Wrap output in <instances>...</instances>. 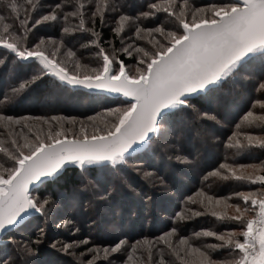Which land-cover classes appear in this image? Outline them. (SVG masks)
Returning a JSON list of instances; mask_svg holds the SVG:
<instances>
[{"label":"snow or ice","instance_id":"snow-or-ice-1","mask_svg":"<svg viewBox=\"0 0 264 264\" xmlns=\"http://www.w3.org/2000/svg\"><path fill=\"white\" fill-rule=\"evenodd\" d=\"M27 7L34 9L38 6L28 0ZM68 7L72 9L73 17L81 19L73 28L65 27L64 33L91 32L88 43L81 44V47L87 48L91 44L97 49V66L88 71H81L78 62L70 66L58 58L59 48L50 51L45 39L32 37V29L50 19L57 20ZM19 8L15 0H0V23L8 19L3 14L5 11L19 13ZM176 8L175 4L164 6L155 0H147L145 8L137 15H119L110 27V32L116 36H120L126 24L152 21L160 12L168 13L174 20L167 25L137 26L135 36L141 40L148 37L147 44L129 47L122 44L120 49L112 51L101 46V34L94 28H85L83 19L87 14L94 25L99 16L101 24L105 23L109 11L117 13L116 6L107 0L103 4L101 0H88L87 5L56 4L54 9H60L59 13L53 9L32 21L30 26V16L26 11L19 27L3 26L0 48L6 50L13 60L32 61L35 67L33 73L23 78L20 89H28L37 81L49 80L51 86L57 89L69 86L96 89L125 98L118 106L106 109L111 121L91 133L85 125L78 132L72 128L65 129L64 123H75L73 117H36V121L48 125L46 134L39 128L34 136L13 131L9 147H0V153L4 154L0 162V234L18 249L17 258L11 264H24L20 257L31 251L15 239L13 234L18 225L33 213L43 216L49 204L50 194L43 197L33 194L38 186L58 178L69 166H78L81 173L91 168L113 174L123 171L131 153L151 141L154 135L159 137L167 133L169 115L175 116L182 125L220 123V113L210 114V110L194 100L203 97L206 102H221L226 99L230 82L236 79L231 76L229 80L233 69L248 64L253 53L264 52V0H212L191 12L190 18L183 10L177 14ZM120 51L136 61L134 71L117 54ZM69 55L75 57V53L70 52ZM259 62L264 64V56ZM243 78H251L247 69ZM259 88L264 92V74L261 75ZM4 98L7 100L8 94H4ZM256 103L264 110V100ZM252 115L248 111L239 123H235L236 130L227 137L230 147L244 149L256 145L264 149V137L243 130L244 125H253L254 122L249 119ZM259 119L264 121V115ZM0 122H5V127L12 124L28 127V131L32 132L28 117L0 114ZM238 137H243L247 143H242ZM234 138L237 139L233 143ZM247 169L253 171L248 172ZM203 178L205 181L211 178L237 181L257 187L234 191L228 197H214L203 191L197 193V199H193L192 195L187 197L188 201L201 205L219 220L237 225L228 233L210 230L195 233L196 236L215 237L218 243L207 245V249L225 254L223 259H213L207 250L196 248L194 251L199 252L201 257L199 264H264V161L259 165L220 163L214 170L207 171ZM231 199L237 202L229 203ZM221 206L234 209V213L218 211ZM195 215L201 213L196 212ZM38 232L43 234V229L38 228ZM172 232H176L175 227ZM167 235L165 233L161 240L171 248ZM181 242L186 243L184 238ZM123 244L124 241L120 240L114 247H104V256L107 257L109 251H120ZM63 248L67 251L69 246L64 245ZM132 248H136V243L132 244ZM87 252L94 253L87 264H96L100 247L88 248ZM0 264H8V261H0Z\"/></svg>","mask_w":264,"mask_h":264},{"label":"trees","instance_id":"trees-1","mask_svg":"<svg viewBox=\"0 0 264 264\" xmlns=\"http://www.w3.org/2000/svg\"><path fill=\"white\" fill-rule=\"evenodd\" d=\"M15 2L20 5L19 13L5 11L3 14L8 19L0 23V31L4 25L19 27L20 19L24 18L26 11L30 16V26L32 21L53 10L56 4L87 5L88 0H31L32 5L38 6L34 9L27 7L28 0ZM104 2L105 0H101L102 4ZM107 2L116 6L118 14L109 11L103 24L99 16L96 17L94 25L87 14L83 19L85 28H94L101 34V46L108 51L120 49L122 44L126 47V43L144 46L149 38L141 40L136 37L137 26L151 27L158 23L167 25L174 20L168 13L160 12L152 21H144L138 25L126 24L120 36H116L110 32L113 20L118 19L119 15H137L145 8L147 0ZM155 2L164 6L169 3L175 4L177 14L183 10L190 18L191 12L212 0H155ZM54 10L60 12V9ZM71 12L70 7L64 8V15H60L57 20L42 22L32 29V37L45 39L50 51L59 48L58 58L70 66L78 62L81 71H88L97 66L98 58L95 56L97 49L91 44L87 48L81 47V44L88 43L91 32L64 33L65 27L71 29L80 23L81 17H73ZM70 52L75 53V57L69 55ZM117 54L132 70L133 58L126 56L123 51ZM133 55H136L135 52ZM262 56L264 52L252 55L248 64L231 73L229 80L231 81V76H235L236 79L230 82L226 99L221 102L215 100L206 102L203 97L194 100L196 104L210 110V114L220 113V123L208 122L203 126L195 123L182 125L175 116L169 115L167 124L171 130L169 133L171 137L165 138L164 134L159 137L153 136L143 149L130 155L129 163L124 166L123 171L113 174L91 168L88 172L81 173L79 168L67 167L58 178L38 186L33 192L34 195L40 197L45 194L51 195L45 214L41 216L35 213L27 217L13 234L17 241L31 249L20 257L24 264H81L66 255L56 244L67 240L66 229L60 226V222L65 220L74 223L82 233L80 238L88 240V243L90 241L108 246L115 245L120 240L125 242L119 252L112 254V257L108 255L111 257H108L110 261L98 258L96 264H144L143 257H146V254L152 260L146 261V264H199L201 257L199 252L194 251L196 248L200 251L207 250L213 259L225 258L224 252L207 249V245L218 243L215 237L196 236L195 233L206 230L228 233L237 225L219 220L201 205L188 201L187 197L192 195L193 199H197V193L201 191L214 197H228L234 191L257 187L237 181H221L217 178L205 181L203 177L207 171L214 170L220 163L259 165L264 161V149L256 145L244 149H240L239 146L230 147L227 140L231 132L236 130L235 123H239L240 118L248 111L252 112L253 115L249 119L254 123L252 126L244 125L243 130L250 131L254 136L264 137L262 131L264 121L259 119L264 115V110L256 103L258 100H264V92L259 88L261 75L264 74V64L259 62ZM0 61H3L0 63V114L28 117V126L32 128V132H29L28 127L22 128L16 124L5 127V122H0V147H9L10 134L13 131L20 135L34 136L39 128L46 134L48 125L36 121L34 119L36 117H73L75 123L67 122L68 128H72L73 131L77 129V132L81 127L80 119L86 122L83 123L89 127L88 131L102 128L105 125L97 119L109 116L106 109L118 106L124 101L121 97L70 86L57 89L51 86L49 80L37 81L28 89H20L19 85L23 78L35 71L33 62L15 61L2 48ZM245 69L251 75L250 79H242ZM14 88L17 91L14 92ZM4 94H8L7 100ZM238 138L242 143H247L243 137ZM235 139L237 138H234L233 143ZM3 158L4 154L0 153V162ZM246 171L251 172L253 169ZM88 178L95 184L89 182ZM159 181L164 185L154 183ZM90 183L97 187L93 188ZM83 185L86 188H82ZM94 194H99L100 198ZM228 202L237 201L231 199ZM217 210L234 213V209L228 210L223 206ZM196 212H200L201 215H195ZM177 214L185 218L181 219ZM174 227L176 232L173 233ZM38 228L43 229V234L38 232ZM165 233L168 234L167 240L171 243V248L161 240ZM181 238H184L186 243H182ZM25 242L29 243L25 245ZM133 243H136L135 249L132 248ZM142 245L146 246V250L141 255L139 247ZM179 251L183 259L178 256ZM17 255L16 246L8 243L7 237L4 236L3 242L0 243V261H8V264H11Z\"/></svg>","mask_w":264,"mask_h":264},{"label":"rangeland","instance_id":"rangeland-1","mask_svg":"<svg viewBox=\"0 0 264 264\" xmlns=\"http://www.w3.org/2000/svg\"><path fill=\"white\" fill-rule=\"evenodd\" d=\"M131 45H133V44H130V43H126V47H129V46H131ZM126 55V54H125ZM127 56V55H126ZM135 66H136V61L134 60L133 62H132V66H131V68H132V71H134L135 70ZM129 69H130V66H129ZM131 70V69H130ZM111 119V117L110 116H104V117H102V118H98L97 120L99 121V122H101V123H103L104 125L106 124V123H108L109 121L108 120H110ZM83 122H85V121H83V120H81L80 119V124H81V126L82 125H85V126H87V124H85V123H83ZM69 123V122H68ZM68 123H64L63 124V126H64V128L65 129H67L68 128ZM88 126H87V131H88ZM100 128V127H99ZM58 130V129H57ZM75 131H77V129H75ZM93 130L92 129H90V131H88L89 133H91ZM171 132V130H170V128L168 127V131H167V133L166 134H164V137L165 138H167V137H171L170 135H169V133ZM169 143H170V141H169ZM89 179V178H88ZM90 180V179H89ZM90 181H92V180H90ZM92 183L93 184H95V182L94 181H92ZM92 183H90V185L92 186L93 184ZM155 184H159V185H164L163 184V182L162 181H159V182H154ZM93 188H96L97 187V185H93L92 186ZM82 188H86L84 185H83V187ZM94 196H96L97 198H100V195L99 194H97V195H95L94 194ZM50 203V202H49ZM61 224H60V226H62L61 228L62 229H66L65 230V232L67 233V237H66V239L67 240H64V241H60V242H58V243H56L58 246H60V249H63L64 250V248H63V246L64 245H68L69 246V248H68V250L66 251V250H64L63 252L64 253H66V255H68L69 257H72V259H74V260H76V261H78V262H80L81 264H87V261L88 260H90V259H92V257H93V255H94V253H89V252H87V249L88 248H92V247H94V246H99L100 247V249H101V252H100V254L97 256V258H96V262L98 261L97 259L99 258H101V260L102 259H105V260H108V261H110V259L108 258V257H110L112 254H114L113 252H111V251H109V254L108 255H110V256H107V257H105L104 256V254H103V248L104 247H109V248H111V247H114V245H100V244H97V243H91L90 241H89V243L87 242L88 240H85L84 238H80V236L82 235V233H80V231L76 228V226H75V224L73 223L72 224V222H69L68 220H65V221H63V222H60ZM76 235H78V237H76ZM80 239V240H79ZM125 243V242H124ZM86 244H88V245H86ZM92 244V245H91ZM59 249H57V251H58ZM139 250H140V254L142 255V253L144 252V250H146V246H144V245H142V246H140L139 247ZM138 250V251H139ZM119 252V251H118ZM159 254H160V252H159ZM161 255V254H160ZM182 254H181V252L179 251V254H178V256H179V258H181L180 256H181ZM112 257V256H111ZM110 257V258H111ZM194 257V256H193ZM107 258V259H106ZM144 259V264H146V261H150V262H152V260L150 259V258H148V256H147V254H146V257H143ZM153 261H155V260H153ZM30 263V262H29ZM136 264V263H135ZM148 264V263H147Z\"/></svg>","mask_w":264,"mask_h":264},{"label":"water","instance_id":"water-1","mask_svg":"<svg viewBox=\"0 0 264 264\" xmlns=\"http://www.w3.org/2000/svg\"><path fill=\"white\" fill-rule=\"evenodd\" d=\"M257 53H259V52H255V53H253V55L254 54H257ZM235 69H233V71H234ZM72 88V87H71ZM77 88H79V87H77ZM80 89H83V88H80ZM83 90H87V91H91V92H103V93H106V94H108V95H110V96H112V97H121L122 99H125L122 95H120V94H115V93H109V92H106V91H101V90H96V89H91V90H89V89H83ZM155 136V135H154ZM147 145V143L143 146V147H141V148H139L137 151H139V150H141V149H143L145 146ZM137 151H135V152H137ZM135 152H133V153H131V154H134ZM69 167H76V168H79L78 166H69ZM33 214H35V213H33ZM27 218V217H26ZM25 218V219H26ZM23 222V221H22ZM21 222V223H22ZM5 235H3V234H0V243H2L3 242V237H4Z\"/></svg>","mask_w":264,"mask_h":264}]
</instances>
